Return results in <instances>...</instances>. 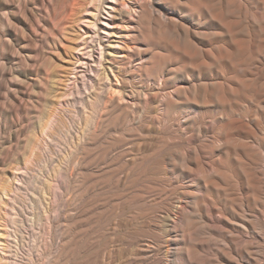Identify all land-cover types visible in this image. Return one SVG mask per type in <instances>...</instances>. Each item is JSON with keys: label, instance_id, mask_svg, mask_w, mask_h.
<instances>
[{"label": "bare ground", "instance_id": "6f19581e", "mask_svg": "<svg viewBox=\"0 0 264 264\" xmlns=\"http://www.w3.org/2000/svg\"><path fill=\"white\" fill-rule=\"evenodd\" d=\"M167 2V0H51L49 15L46 25L44 24L48 31L44 32L41 42L43 45L48 44L52 51L63 52L66 56L63 61L65 65H61L60 69H52L48 66L49 62L45 65L48 66L47 69H51L47 72L49 77L46 80L50 78L58 89L62 87L60 85L65 86L63 91L53 90L55 92L53 94L58 95L53 98H59V101L61 98L64 99H61L64 104L61 101L57 103L63 106V110L59 109L65 114L60 111V114L54 112L57 119L56 123L51 119V124L55 123V126L50 130H54L53 133H50L51 136L54 134L52 139H56L61 132H66L70 140L68 137L66 139L70 142L65 141L67 144H64L61 134L60 142H64L61 145H66L67 150V145L70 144L69 147L74 149L68 154L65 146L58 145L64 149L63 154L66 157L69 155V162H65L68 163L71 173L68 172L67 165L62 164L70 174L69 188L75 192V189H79L83 195L99 188L106 193L105 195L112 192L114 197L116 196L114 203L110 204L111 207L104 205L107 209L111 208L105 212L102 211V204H99L101 201H98L99 199L95 201L102 206L101 212L104 214L100 226L104 225L98 226L102 228V232L101 229L98 230V236L104 238V242L99 240L102 246L99 250L102 251L100 253L97 250L100 255L98 252L96 254L101 257V261L100 257L98 259L100 262L104 261L107 255L109 257L108 250L113 244L118 249L117 252L113 247L117 253V264H264V0H188V3L185 1L187 3L185 5L181 4L180 0L169 1L170 5ZM200 12H206L212 18L213 29H210L211 32L215 30V33H207L214 36L211 43L203 42L200 32L193 30L194 23H202L203 15ZM205 34L203 33L204 37ZM41 68L44 70V65ZM113 79L117 86H121V90L114 86ZM53 84L51 88L55 86ZM97 85L100 86L98 93L94 91ZM128 89L132 103L125 106L124 93ZM91 92L93 99L88 105L86 93L90 96ZM61 113L64 120L66 115L69 117H67V120L70 119L69 125L67 124L69 121L65 122L62 119ZM97 125L98 130L103 131L100 133H106L104 137L110 132H115L116 135L111 138V143L114 144H109L110 147L106 145L104 151L101 150L104 153L99 152L101 155L98 156L94 153L99 150L93 152V155L97 156L94 158L88 154L89 150L87 153L85 150L89 149L87 148L89 141L97 140L96 143H99V138L104 139L102 134L100 137L96 132ZM37 135L36 132L32 138L35 136L37 138ZM111 135L112 133L109 137H112ZM193 137H196L195 145L190 143L189 138ZM102 138L100 140L104 142ZM102 142L97 145H103ZM96 143L91 147L94 149L99 147L95 145ZM30 145L28 146L32 150L35 144L31 142ZM53 147L55 150V146ZM57 149L56 154L59 151L58 147ZM34 151L29 150L32 154L37 152ZM63 154H60L62 155L60 158L64 157ZM36 157L39 160L40 155ZM58 158L57 161L62 160ZM44 160L46 159L43 158V162ZM96 160L102 168L100 167V178L95 175V180L87 176L88 180L96 181L93 184L87 180L86 174H83V177L79 171L85 162L89 161L90 165L94 163V166ZM57 161L56 163H59ZM108 163H114L115 168L113 165L112 170ZM106 166L111 170H107ZM36 168H39L37 164ZM79 168L81 169L78 170ZM55 169L57 170L56 167ZM64 170L61 172L57 170L58 178L63 174L67 176ZM23 171L21 173L24 175ZM40 171L38 176L41 174ZM91 171L92 169L90 173ZM90 173L88 172L89 176ZM31 174L34 175L33 172ZM80 177L82 179L77 182ZM40 179L42 180L41 177ZM65 180L67 181L68 177ZM55 181L57 184L60 182ZM66 181L65 183L62 181L63 184H66ZM89 183L92 185L89 186ZM63 186H59V189ZM11 190L7 192L12 194L14 188L12 193ZM7 192L4 195H8ZM18 194L23 199V193L20 191ZM60 194L61 190L57 195L60 197ZM72 195L69 200L73 199ZM107 196L105 197L108 198ZM5 197L7 199V196ZM77 197L74 200L78 199ZM13 198V201L10 200L11 203L20 204L19 198L17 202L14 201L16 198ZM85 198L86 196L80 199ZM95 198L100 197L96 194ZM80 199L76 204H80ZM59 200L61 199L59 198L57 202ZM69 200L68 203L71 202ZM86 201L87 204L92 203ZM21 203L26 206V202L23 203L21 200ZM17 204L14 206L21 211L22 207H18ZM64 206L63 209L66 207ZM69 206L72 209V205ZM60 210L63 211L62 208ZM86 211L88 212H83L88 214L90 209L87 208ZM71 214L69 216L74 219L76 213L74 216ZM63 215L65 220L67 216ZM164 215L171 216L173 220L167 223ZM79 217L82 218L81 214ZM80 220L82 222L84 219ZM55 221L58 222V219ZM14 222L15 219L12 224ZM81 222L75 224L78 226ZM52 223H55L52 226L56 225V222ZM70 225L68 229L65 227L66 230L63 228L67 234L73 233L71 231L73 227L77 228ZM58 226L63 225L58 223ZM82 226L79 231L84 229ZM23 227L22 230L25 229ZM93 227L95 225H90L88 228L90 230L85 231L86 234L90 233ZM1 228L0 232L5 229ZM18 229L20 230V227ZM52 229L54 230V226ZM83 234L82 232L81 236ZM57 235L55 234L56 237ZM3 236L4 234L0 233V249L4 246ZM66 241L64 246L68 242ZM69 243L70 241L65 248L74 242ZM67 249L61 251L70 252ZM122 251L125 253L122 254ZM105 261L102 263L107 264Z\"/></svg>", "mask_w": 264, "mask_h": 264}, {"label": "rangeland", "instance_id": "374dc122", "mask_svg": "<svg viewBox=\"0 0 264 264\" xmlns=\"http://www.w3.org/2000/svg\"><path fill=\"white\" fill-rule=\"evenodd\" d=\"M167 1H168L167 4L170 5L171 0H167ZM181 1H182L181 4H183V5L188 3V0H180V2ZM50 3H51V0H0V192L1 191L2 192H5V191L7 192V191L11 190V188H12V190L14 188V191H13L14 195H12L13 194L12 190L10 192L12 194H9V192H7L8 195H4L6 192L5 193H2V192L0 193V204H1L0 205V211L2 210L0 212V228L1 227L3 229L5 228L4 230H2L0 232V233L4 234V236L2 237L3 238L2 242H3L4 246H3V249H0L1 250L0 251V264H104L102 262H104L105 260H107V261H105V262H107V264H117L118 263L117 260H116L117 259V256H116L117 253H115V252L116 251L118 252V249L115 248L113 244L109 247V250H108V253L110 254L109 255L110 258L108 257V255H107V258H109V259L106 258L104 261L100 262L101 261V257L98 256V255H100V253L102 251V250H99L100 248L102 249V246H100L99 243H100L101 240L104 242V238H102L103 236H98L99 235L98 230L101 229V232H102V228H100V227L104 225L103 224V225L100 226V224H102V222H103V215L104 214H102V213L106 211L107 207L110 206V204L114 203V201L116 199V196L114 197V193H112V192H110V194L107 193V195H108L107 196V195H105L106 193L104 194V192L99 190V188H96V190L93 189L94 191L91 190L93 193H91V191H90V192H88L87 195L80 194L81 192H80L79 189H75L76 192L70 190V188H69L70 187V185H69L70 182H68L69 178H70L68 175H70V174H68V172L71 173V169H68V165H67L68 163H66V162L69 160V155L68 154L70 152H73L74 149L72 150L71 147H69V145H70L69 144V145H67V150H66V145H64V144H67V142H70V141H68L70 139L67 136L66 132L65 133H63L64 131L61 132L63 139L65 138L64 140L62 139V141H64V142L67 141L65 143L62 142V141L60 142L61 134L58 135L57 138L55 136L56 139H54V138L52 139L54 134L51 136V134L53 133L52 131H54V130H52V131H50V130L53 129L54 126H55L56 119H57L56 113L60 114V112H62L63 114H65V112L62 111L63 110V108H62L63 106L58 104V103H61V102L64 104V101H63L64 99L61 98V99H63V100L60 99L61 102L59 101V98L55 99L58 95L57 94L54 95L53 93H55V92L53 90L57 89L59 91L61 89L60 91H63V89H64L63 87H65V86L64 85H60V87L61 86L62 87L60 89H58L59 87L57 88L56 85L53 84V81L50 80V78L46 80V78L49 77L47 72H49L51 70L50 68L47 69V67L48 66L52 67V69H54V70L62 68V66L65 65L63 63V61L65 60L66 56L63 54V52L52 51V49L50 48V46L48 44L45 45V43H44V45H43V43L41 42V37H43L44 32L46 33L48 31V27L45 26V25H46V19H47L48 15H49ZM200 13H202V12H200ZM202 15H203L202 16L203 17L202 18V23L200 24V23L196 22V23H194V25L192 24L193 25V30L195 32L198 31L197 33L200 32L199 34H201L203 37H204L203 33L204 34L205 33L207 34L208 32H210V34L215 33L214 32L215 30H212V32H211V29H213V26H212V18L210 17V15L208 13H206V12L205 13L203 12ZM40 20H41V22H40ZM196 27H197V29H196ZM40 33L42 34V36H39V35H41ZM206 34H205L204 38L202 36L200 37V35H199L201 40L203 42H206V43L213 42V37L214 36L212 35L213 36L212 37L210 34H207V35ZM46 48H47V50H45ZM39 49L41 51H39ZM42 49H44L45 51L44 50L42 51ZM38 54L40 56H38ZM40 57L42 59H40ZM43 57L45 58L44 60H43ZM35 60H36L37 63L35 62ZM55 60L57 61L56 63H55ZM41 61H43L42 64H41ZM59 61H61V63ZM48 62H49V65L46 67L45 63L48 64ZM53 62H54V64H53ZM37 64H41L40 65L41 67H43V65H44V70L39 65H38L39 68H38V66L36 68L35 65H37ZM45 67H46V69H45ZM24 81H25V83H24ZM48 83H49V85H48ZM51 83L53 85H55L54 86L55 88L54 87L53 88L50 87L52 85ZM113 83H115V85L114 84L113 85L117 89L118 88H120V90L122 89L120 85L117 86L118 84L116 83V81L114 79H113ZM25 84H26V86H25ZM33 84H34V86H33ZM98 85H97V89L94 90L96 93H98L99 88H100V86H98ZM28 86H30V87H28ZM34 90L36 92H34ZM51 91H53V92H51ZM123 91L124 90H122V92ZM129 91L130 90L128 89L124 93V94H126L124 96L125 99L123 100V104L125 106H126V104L127 105H129V104L131 105V103H132ZM33 92L36 93V94L34 95ZM51 93H52V95H51ZM86 95H87L86 101L88 102V105H90L91 102H92V99H93L92 92H91L90 96L87 93H86ZM91 95H92V97H91ZM127 95H128V97H127ZM37 96H38V99H40V100H38V99L36 100ZM53 96H55V98H53ZM127 98L129 99L130 103H129ZM54 100H55V102H54ZM53 103H55V104H53ZM36 108H37V111H36ZM52 108L54 109V111H53ZM59 108L62 109V110H60ZM33 111L34 112L36 111L37 113L36 112L34 113ZM54 112H56V113H54ZM194 112L195 111H193V113ZM31 113H33L34 115L31 114ZM62 113H61L60 116L63 119L64 115ZM194 114H196V112ZM65 117H66V119L65 120L63 119V120L65 122L69 121V122H67V124L69 125L70 124V119L67 120V117H68L67 115ZM51 119L53 120V122H55V123L52 122L53 125L51 124V121H52ZM34 125H35V127H34ZM42 127H44V128H42ZM98 127L99 126L97 125V128H96L97 131L96 132L99 133V136L101 137L100 134H102V136L103 135L105 136L106 133L105 134L104 133H100V132H103V131L98 130ZM32 128L34 129V131H33ZM45 129H46V132H45ZM35 131L38 133L39 138H38V135H37V138H35L36 136L32 138V135H35V133H36ZM50 132H52V133H50ZM30 133H32V135H30V137H29ZM44 133H45V136L47 138L44 136ZM110 133H112V135H111L112 137H109ZM110 133H107V135H108V136L106 135L107 139H105L106 137H104V136H103L104 139L101 137L104 140V142H102L100 140L101 138H99V140H98L99 143H96L97 140L96 141H91V142L89 141L90 144L89 143H88L89 145L87 144V148H89V149L85 150L86 153L89 150L88 154L93 155V152H95L97 150H99V151H97L98 153L101 152V150L104 151V149H105L104 147L106 145H108L107 147L111 146V145L109 146V144L113 145L114 143H111V141H112L111 138L113 139L114 138L113 136H115L116 134H115V132H110ZM47 134L49 136H47ZM64 134L66 135V137H65ZM42 135H43V137H42ZM26 136H27L29 141L27 140ZM59 137H60V139H59ZM42 138H45L46 141L44 139H42ZM76 138L78 139L77 135H76ZM31 139H32V141H31ZM77 139H76V141H77ZM189 139H190V143L191 144H194V145L196 144L194 142V140L196 141V137L189 138ZM39 140H40V144H39ZM55 140L57 142L59 141L60 143L58 142V144H57V142ZM53 141L55 142V144H54ZM31 142L32 143L34 142V144H35V145H33L32 150L28 146V145H30ZM101 142H102L103 145H97V144H101ZM41 143L43 145H41ZM62 143H64L63 146H65L64 147L65 151L68 153V154L66 153L67 157H66V155L63 154L64 149H62V147H63L61 145ZM91 143H92V145H91ZM94 143H96L95 145L99 146V147L95 146V148L97 147L99 149L92 148V147H94ZM59 144L62 147H59L60 146ZM25 145H27V146H25ZM53 146H55V150L56 151L58 150L57 149V147H58L59 151L61 150L60 151L61 153H59V151H58L57 154H56V151L54 150ZM89 146L90 147L92 146L91 147L92 151L90 150ZM27 147H28V149H27ZM30 147H32V144L30 145ZM37 148L39 150L42 149L41 152ZM35 149L37 150V152H36ZM68 149H70V150H68ZM188 149H190V148H188ZM25 150H26V152H25L26 154L24 153ZM29 150L31 152L35 150L34 152H36L37 154L36 153L32 154V153L29 152ZM103 151L101 153H104ZM97 152H95L94 154H96L98 156L101 155V153L98 154ZM24 154H25V156H24ZM30 154H32V155H30ZM55 154L57 155V157L55 156ZM60 154H63V156L65 157V158L64 157L63 158L65 160L63 158H60V157H62V155H60ZM38 155H40L41 160H40V158H39V160L36 159L37 158L36 156H38ZM58 155H60V156H58ZM96 155L95 156L93 155L94 158L97 157ZM31 158H32V160H31ZM33 158H35L37 160V162H35L36 160L33 159ZM43 158L46 159V160H44V162H43ZM53 158H54V160H53ZM57 158L64 160V163H62L63 162L62 160H58L57 161ZM33 160H34V162H32ZM55 160L57 162H59L61 166L59 165V163H56ZM26 161H28L29 163L28 162L26 163ZM39 162L44 163V164L41 165V163H39ZM51 162H53V163H51ZM35 163L37 164V167H39V168H36V164ZM180 163H181V159H180ZM26 164L28 165L27 167H29L28 168L29 170L26 169L27 168ZM29 164L32 167H30ZM38 164H39V166H38ZM62 164L63 165L66 164L67 165L68 172H67V169L65 167L66 165L64 166L65 167L64 168V167H62ZM86 164H87V166H86ZM93 164L94 163H92V165H90L89 161H87V163L85 162L84 165L82 164V169L81 168L78 169V170L81 169V171H79V173H82L83 177L86 174V177L87 176L88 177H92V179L96 180V176L97 177L99 176L102 166L98 163V161L95 163L94 166H93ZM108 164H109V167H111L112 170L115 168V164L114 163H108ZM108 164H107V166H108ZM111 164H112V166H110ZM113 165H114V168H113ZM41 166L42 167L44 166L45 168L44 167L41 168ZM83 166H85L84 168H86V169H84ZM107 166L105 168L107 170H109L110 168H108ZM55 167L60 172L65 169L66 171L65 170L64 171L67 174V176L65 174H63L61 177L58 178L59 175H57V174H59V172L55 169ZM69 167H71V166L69 165ZM97 167H99V168L101 167L100 170ZM180 167H181V164H180ZM21 168H23V170L26 169V171L28 173L24 170L25 173L23 175V173H21L23 170H19ZM31 168H33L34 171H32L33 169H31ZM77 168H78V166H77ZM36 169H39V170H37L38 172L36 171ZM91 169H92V171L90 173ZM84 170H86L87 173H86V171L84 172ZM13 171H15L14 172L15 174L13 173ZM29 171L31 173L33 172L34 175H36L38 178L37 177L35 178V176L33 174H31ZM39 171L41 172V174H39V176H38L37 174L39 173ZM56 171H57V173H56ZM64 171L62 173H64ZM77 172L78 171L76 170V173ZM88 172L90 173V176H89ZM95 173H97L98 175L95 174ZM40 177L42 178V180L40 179ZM64 177L65 178L68 177V180L66 181ZM88 177H87V180H88ZM7 178H9V179H7ZM52 178L53 179L56 178L55 180L58 179L60 181L59 184H57L58 180L55 181ZM60 178H61V180H60ZM99 178H100V176H99ZM81 179L82 178L80 177V179H78L77 182H79V180H81ZM92 179H89L91 182L89 180L88 181L90 183L94 184V182H96V181H93ZM64 180L66 181L67 185L63 184V182L65 183ZM43 181H45L46 183L43 182ZM54 181L57 182V183H54ZM17 182H19L20 185ZM26 183H27V185H26ZM31 183H32V185H31ZM90 183H89V186L92 185ZM21 184H23L24 187ZM41 184H42V186H41ZM78 184L79 183H77V185ZM43 185H45V186H43ZM63 185H65V187H67V189L70 191L71 195L75 192L74 196L72 195L73 199L69 200L71 195H70V193H68L67 189H64L65 187ZM27 186H28V189H26ZM39 186L41 188H43V187L44 188L41 190V188L39 189ZM59 186H63L64 188L60 187V189H59ZM51 187L54 188V189L56 188V190L54 191V189H52ZM18 188H20V189H18ZM35 188H36V190H35ZM46 188L49 189L50 191L46 190ZM51 189L53 190L52 191L53 193L51 192ZM57 190H58V192H57ZM60 190H61V194H60V197H59L57 194H59ZM17 191H19V192L21 191V194L23 193V195L26 198L23 196V199H21L22 196L18 194L19 192L15 193ZM40 191H41V193H39ZM62 191L65 192L66 194L64 195V193ZM97 191H99V192H97ZM32 192H34V193H32ZM76 193H78V194H76ZM102 193H103V195H102ZM15 194H16V196H15ZM35 194H37V196ZM75 194L78 195V197L75 196ZM96 194L100 198H95ZM79 195L80 196L83 195V196L79 197ZM110 195H111V198H110ZM5 196H7V199H6ZM8 196H11V198H8ZM84 196H86V198L84 200L80 199V198H83ZM87 196H88V198H87ZM91 196H93L94 198H91ZM105 196H107L109 198V200H111L112 202L110 201V203H109L108 202L109 200H107L108 198H106ZM13 197L16 198L14 201L18 200L17 198L20 197L19 200H18V201H20V204H19V202H17V201L16 202L19 204L18 207H22L21 211L18 210L17 207H15L17 203L16 204H15V202L11 203L10 200H12ZM76 197L78 199H80V204H76V202L78 200V199L74 200V198H76ZM4 198H5V200H4ZM59 198L61 199V200H59L60 203L62 202L61 204L59 202H57ZM20 199L22 200L23 203L26 202V206H25V204L21 203ZM26 199H28V200H26ZM23 200H25V202ZM53 200H54V202H52ZM68 200H69V202L71 201L70 203H74L75 202L74 205L68 203ZM72 200H74V201L72 202ZM86 200H89V202L92 201L93 204L92 203L91 204L90 203L87 204ZM96 200L101 201V202L100 203L99 202L96 203L95 202ZM27 201H28V203H27ZM81 201H83L85 206L82 205L83 203L81 204ZM5 203H6V205H4ZM64 203H66V205H65L66 207L64 206ZM98 203L102 204L103 208H105L104 205H107V207L105 209H103L102 206L101 205L99 206ZM7 204H8V206H7ZM28 204H29L30 207L27 206ZM57 204H58V206H57ZM68 204L72 205V209L73 210L71 209V207ZM94 204L96 206H94ZM23 205H24V208H23ZM34 206H36V207H34ZM63 206L65 207V209H63ZM73 206L76 207V208H74ZM10 207H12V208H10ZM13 207L16 208L17 210L14 209ZM27 207H28L29 210L27 209ZM55 207H57L58 209H55ZM91 207L94 208V209H92ZM110 207L107 210H110L111 209ZM61 208H62L63 211L60 210ZM66 208L68 210L69 209L72 210L73 213L72 212L69 213L70 210L68 211ZM77 208H80V209L84 208L85 210L84 209L83 210L82 209L81 210L78 209L79 210L78 211ZM87 208H88V210L90 209V212H91V209H92L93 213L94 212L96 213V214L95 213L93 214L92 212L88 213L89 215L90 214L94 215V217L92 215L88 216L87 213H84V212H88V211H86ZM101 208H102L103 212H101ZM23 209L25 211H23ZM95 209H97L96 211H98V212H96ZM98 209L100 210V212H99ZM13 210H15V211H13ZM34 210H35V212H34ZM65 211H68V212L65 213ZM17 212H18V215H16ZM57 212H58V214L59 213L60 214L59 215L56 214ZM54 213L56 215H54ZM61 213L62 214H66L67 217L71 213H72L71 215H73V216L76 213L75 214L76 216H74L75 218L73 217L75 220L71 218L72 216H69L68 217L69 221H67L68 219H67V217H65L66 218L65 219L66 222H68V223H66V222L65 223L68 224V225H70L69 223L71 221L72 222L75 221V223H77V224L79 223L80 224V222H81L80 219H84V220H82L81 225H78V226L73 222V224H71L70 226L73 227L72 225L75 224L74 226H77V228L74 229V227H73V229L71 230L73 233L69 232L67 234V231L65 232L64 229H65V227L68 229V225L67 226L65 225V223H64L65 220L63 218L65 215L62 216ZM68 213H69V215H68ZM79 213L81 214L82 218L79 217L80 216ZM3 214H5V215H3ZM2 215H3V217H2ZM25 215L27 216L28 220H27ZM77 216L80 219L77 218ZM98 216H100V217H98ZM92 217H93V219H92ZM164 217L166 218L167 223H169L170 221L173 220L171 216L167 217L166 215H164ZM10 218H12V219H10ZM29 218H31V219L29 220ZM14 219H15V222L16 221L18 222V223L16 222L17 224L15 222H14V224H12ZM52 219H55V220L58 219V222L55 221V220L53 221ZM70 219H72V220H70ZM76 219L77 220L79 219L80 221L78 220V222H76L77 221ZM91 219L93 220V222H92ZM94 219H96V221H94ZM43 220H45V221H43ZM88 220H90L92 223L89 222ZM111 220H109V221H111ZM40 221H42V223ZM21 222H23V223H21ZM52 222H56V225H53L54 226V230L52 229L53 228L52 224H55V223H52ZM62 222H63V224H62ZM28 223H29V225H28ZM31 223H33V224H31ZM58 223H61V225H63V226H61V227L58 226ZM88 223H90V225H93V226L95 225V227L91 228L93 230L90 233H87V234H90V235L86 234V232L90 230V229H88L89 226H90ZM93 223H96V224H93ZM97 223L99 225H97ZM82 225H84V226H82ZM96 225H97V227L98 226H100V227L97 228ZM14 226L17 229H18V227H20V230L18 229L19 230L18 231ZM22 226H24L23 227V229L25 228L24 230H22ZM81 226L84 229L79 231L78 229H81ZM56 227L58 228L57 230H56ZM6 230H7V232H6ZM58 230H60V231H58ZM74 230L77 231L78 234H80V233L82 234V232H83L86 235L85 236H84V234L82 236H81V234L78 235ZM19 232H20V234H18ZM63 232H65V233H63ZM101 232H100V234H101ZM21 234H24V236L26 238L23 235H21ZM55 234H58L57 237L55 236ZM74 234L77 235V236H75ZM10 235H11L12 239L10 238ZM96 235H97V238H96ZM22 237H23L24 241L22 240ZM72 237L75 239L77 244L75 243L74 239H72ZM9 238H10V240H9ZM98 238H100V239H98ZM63 239H65V240L63 241ZM97 239H98V241H97ZM66 240L68 242L70 241V243H72V241L74 242V243H72V244H74L72 248L70 247L72 244L67 247L68 249L70 247V249H69L70 252H68V253L61 251V250L67 249V248H65V246L68 245L67 244L68 242ZM65 241L67 243L64 246V244H65L64 242ZM90 241H92V242H90ZM101 244H103V243H101ZM113 247H114L115 250L116 249L117 250L115 251L113 249ZM73 248H75L74 249V251L76 250L75 252L72 251ZM97 250H99L100 253ZM97 252H98V255H96ZM75 253H76V256H75ZM123 253H125V251H122V254ZM59 254L61 255L60 257H59ZM70 254H72L73 256L70 255ZM68 255H70V256H68ZM99 257H100V259H99Z\"/></svg>", "mask_w": 264, "mask_h": 264}]
</instances>
